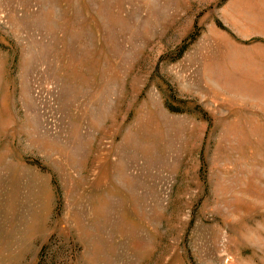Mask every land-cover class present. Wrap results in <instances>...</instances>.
I'll list each match as a JSON object with an SVG mask.
<instances>
[{
    "label": "rangeland",
    "instance_id": "rangeland-1",
    "mask_svg": "<svg viewBox=\"0 0 264 264\" xmlns=\"http://www.w3.org/2000/svg\"><path fill=\"white\" fill-rule=\"evenodd\" d=\"M0 264H264V0H0Z\"/></svg>",
    "mask_w": 264,
    "mask_h": 264
}]
</instances>
